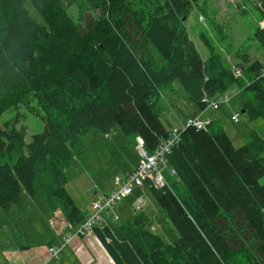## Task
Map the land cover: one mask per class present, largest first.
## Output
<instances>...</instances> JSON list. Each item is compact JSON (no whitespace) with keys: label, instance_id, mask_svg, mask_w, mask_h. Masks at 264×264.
<instances>
[{"label":"trees","instance_id":"1","mask_svg":"<svg viewBox=\"0 0 264 264\" xmlns=\"http://www.w3.org/2000/svg\"><path fill=\"white\" fill-rule=\"evenodd\" d=\"M85 2L98 17L92 33L63 0H0V209L27 194L42 214L61 210L76 227L87 215L67 184L75 149L92 129L108 134L119 126L152 152L170 132L159 98L175 81L202 111L205 95L219 99L240 83L251 94L246 112L264 118L261 60L238 61L243 75L235 77L206 33L202 54L185 23L190 0H163L150 16L130 0ZM257 6L264 21V0ZM258 38L264 46V34ZM32 100L45 112L44 129L28 142L24 128L1 117ZM249 138L235 146L216 118L206 128L183 130L167 156L177 175L163 187H144L177 238L166 242L143 212L117 228L98 225L94 234L114 264H264V138L255 130Z\"/></svg>","mask_w":264,"mask_h":264},{"label":"rangeland","instance_id":"2","mask_svg":"<svg viewBox=\"0 0 264 264\" xmlns=\"http://www.w3.org/2000/svg\"><path fill=\"white\" fill-rule=\"evenodd\" d=\"M257 1L190 0L189 17L185 23L199 51L207 54L200 38L201 33H206L232 68L239 66L238 61L242 65L245 57L253 61L261 60L264 65V46L258 41V35L264 34V21ZM63 2L65 8L80 22L82 29L92 33V25L98 17L85 0ZM158 2L162 3L163 0H130V6L150 16ZM26 6L30 14L44 24L42 16L30 1ZM258 29L261 30L256 33ZM239 86L240 83H235L223 93L218 99L222 101L220 108L208 107L202 111L194 105L180 82L175 81L171 88L163 89L160 95L159 105L163 110L160 119L166 128L172 129L182 128L189 117L200 116L207 121L216 118L235 146L247 143L252 130L264 138V118H251L246 112L244 103L251 94ZM227 96L230 100L224 102ZM236 112L239 114L237 122L231 118ZM44 115L42 107L32 100L28 104L7 109L1 122L12 121L18 128H24L26 139L30 142L34 134L43 131ZM75 152L78 160L70 167L67 190L84 215L93 212L94 201L103 199L116 188L113 177L129 175L139 160L134 135L126 134L119 126L108 134L92 129L83 136ZM164 173L168 177V170ZM181 189L184 190L183 187ZM141 198L145 201L142 208L138 206ZM141 212L155 218L151 229L166 242L177 238V232L165 211L157 207L151 193L144 187L135 188L130 195L120 198L112 207L104 210L102 215L107 225L117 228ZM115 215L119 218L115 219ZM64 222L66 219L61 210L52 216L44 215L27 194L12 209H0V264H45L48 242L53 239L56 244L61 243L65 233L61 231ZM102 226L104 224L99 225ZM66 247V251H62L58 258L64 264L112 263L106 249L94 236L76 237Z\"/></svg>","mask_w":264,"mask_h":264},{"label":"built area","instance_id":"3","mask_svg":"<svg viewBox=\"0 0 264 264\" xmlns=\"http://www.w3.org/2000/svg\"><path fill=\"white\" fill-rule=\"evenodd\" d=\"M235 77L243 75V68L236 66L232 68ZM264 76V69L260 75ZM230 100L227 96L223 99L224 102ZM202 101L211 108L218 109L222 101L211 99L205 95ZM232 120L237 122L239 114H233ZM209 121L202 119L200 116L189 117L183 124L182 128H172L167 137L161 139L155 149L150 152L141 137L137 138V150L139 160L134 170L125 176L115 175L113 182L116 186L112 192L103 196V199L96 200L92 203L93 212L90 213L81 223L78 224L74 232L66 234L63 241L59 245L49 247V260H58L60 251L69 244L75 237L91 236L94 234V229L103 221V212L109 207H112L120 198L130 195L135 188H143L146 183L156 187H163L168 184L167 176L164 171L168 170L170 176H176L177 171L168 164L167 156L171 153L173 147L179 143L181 133L187 127H195L197 129L206 128ZM145 201L141 198L138 200V206L143 207ZM115 219L119 216L115 215ZM109 241V239H108Z\"/></svg>","mask_w":264,"mask_h":264},{"label":"crops","instance_id":"4","mask_svg":"<svg viewBox=\"0 0 264 264\" xmlns=\"http://www.w3.org/2000/svg\"><path fill=\"white\" fill-rule=\"evenodd\" d=\"M236 113H238V112H236ZM210 118V117H209ZM212 119V118H211ZM210 119V120H211ZM209 120V121H210ZM231 138V137H230ZM232 139V138H231ZM233 141V140H232ZM91 212H89L87 215H89ZM101 224H106V221H105V219H104V217H103V221L101 222ZM100 224V225H101ZM62 229H61V231H63L62 233H64V236L66 235V234H68V233H70V232H74L75 231V229H76V226H73L72 224H70V223H68L67 221L66 222H64V223H62ZM60 231V232H61ZM64 236L62 237V241H63V238H64ZM91 236H94V237H96V240L97 241H99V239L97 238V236L95 235V234H93V235H91ZM84 238V237H83ZM76 239V237L74 238V240ZM73 240V241H74ZM54 243H53V242ZM61 241V242H62ZM100 242V241H99ZM53 244H56V242H55V240H51V245H53ZM50 245V244H49ZM48 245V246H49ZM56 245H58V244H56ZM66 249H67V247L65 246L61 251H60V253H59V255L62 253V251H63V253L66 251ZM48 253L46 254V258L45 259H47L46 260V263L45 264H64L62 261H60V259H59V261L58 260H49V257H50V253H49V247H48V251H47ZM110 257V256H109ZM110 260L112 261V259L110 258ZM110 261V262H111ZM111 264H114V262L112 261V263Z\"/></svg>","mask_w":264,"mask_h":264},{"label":"water","instance_id":"5","mask_svg":"<svg viewBox=\"0 0 264 264\" xmlns=\"http://www.w3.org/2000/svg\"><path fill=\"white\" fill-rule=\"evenodd\" d=\"M244 111H245V110H244ZM244 111H243V112H244Z\"/></svg>","mask_w":264,"mask_h":264}]
</instances>
